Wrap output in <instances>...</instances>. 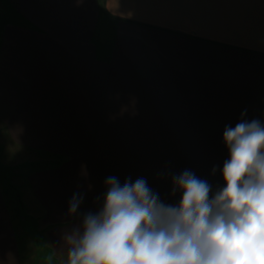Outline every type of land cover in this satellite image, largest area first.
<instances>
[{
    "label": "crops",
    "instance_id": "1",
    "mask_svg": "<svg viewBox=\"0 0 264 264\" xmlns=\"http://www.w3.org/2000/svg\"><path fill=\"white\" fill-rule=\"evenodd\" d=\"M115 2L7 1L0 121L14 144L64 157L60 166L29 170L22 183L56 264L66 258L63 235L102 207L108 177L121 185L144 178L167 204L179 203L171 176L185 169L214 190L223 186L224 161H151L154 136L178 144L207 135V148L227 151L224 128L241 113L264 122V0H118L124 15H113L106 6ZM102 17L113 40L100 50ZM170 165L180 168L162 169ZM6 181L0 264H34L20 246L24 231L13 222ZM74 194L82 202L70 216Z\"/></svg>",
    "mask_w": 264,
    "mask_h": 264
},
{
    "label": "clouds",
    "instance_id": "2",
    "mask_svg": "<svg viewBox=\"0 0 264 264\" xmlns=\"http://www.w3.org/2000/svg\"><path fill=\"white\" fill-rule=\"evenodd\" d=\"M119 8L118 0L106 6L124 15ZM245 115L246 110L235 127L223 131L229 157L221 169L222 187L214 190L185 169L171 176L179 203L167 204L144 178L121 185L108 177L100 210L86 213L63 235L61 264H264V122ZM216 172L214 165L211 174ZM81 202L74 194L70 216Z\"/></svg>",
    "mask_w": 264,
    "mask_h": 264
},
{
    "label": "rangeland",
    "instance_id": "3",
    "mask_svg": "<svg viewBox=\"0 0 264 264\" xmlns=\"http://www.w3.org/2000/svg\"><path fill=\"white\" fill-rule=\"evenodd\" d=\"M7 1L8 0H0V42L2 35L1 30L5 24L4 22L5 20H9L12 15ZM106 26V22L102 17L96 35V42L100 50L106 45L107 41L113 40V33H110ZM154 138H156V140L154 139L153 142L150 157L151 161H225L229 157L228 151L224 149L207 148V144L205 143V141H207V135H200V142L196 140V138L195 140L190 139L188 142L181 141L178 144H175L174 141L165 144L160 135H156ZM198 145L202 147L200 148ZM177 146L178 148H176ZM39 158L41 159V157L35 155L34 152L14 144L4 123L0 121V174H2L0 178L8 181H6V185H3V189L5 195L8 196V205L14 217L13 222L15 221L14 223H16L17 221V228L20 229L21 232L22 230L24 231L18 238L25 259L26 261L32 260L34 264H43V261H45V264H56L54 257L51 256V252L45 248L47 241L44 232L40 230L39 221L32 217L34 215L31 216L30 212L33 211L29 209L27 204L29 200L32 205V200L27 197L29 193L27 188L28 182H25V186L22 184L25 180L23 174L28 175L31 172L29 170L37 167V165L33 166L34 163L31 161H36ZM171 168L180 167H172L171 165L162 166V169ZM7 183H9V185ZM23 196H26L25 199L28 200L26 201ZM22 216H26V219L22 220ZM29 244L33 247V253L31 249L28 251ZM27 254H31V256ZM44 256H46V258Z\"/></svg>",
    "mask_w": 264,
    "mask_h": 264
},
{
    "label": "trees",
    "instance_id": "4",
    "mask_svg": "<svg viewBox=\"0 0 264 264\" xmlns=\"http://www.w3.org/2000/svg\"><path fill=\"white\" fill-rule=\"evenodd\" d=\"M31 152H34L35 155H39V157H41V159L39 158L36 161H31L34 163L33 166L37 165L35 169H39V168L46 169L50 167H56V166H60L64 162V157L62 155H58V154L50 155L48 152L41 151V150H36V151H31Z\"/></svg>",
    "mask_w": 264,
    "mask_h": 264
}]
</instances>
